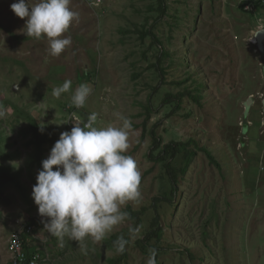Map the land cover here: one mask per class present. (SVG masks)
<instances>
[{
	"label": "rangeland",
	"instance_id": "obj_1",
	"mask_svg": "<svg viewBox=\"0 0 264 264\" xmlns=\"http://www.w3.org/2000/svg\"><path fill=\"white\" fill-rule=\"evenodd\" d=\"M243 1L166 0L167 16L156 21L158 0H71L79 20L63 35L72 43L53 57L46 37L23 31L27 17L10 7L17 0H0V264H8V226L16 218L47 219L33 185L60 134L74 126L73 112L85 121L97 113V126L114 123L117 112L130 118L126 154L141 172V199L122 210L145 213L140 224L127 219L100 242L89 238L87 255L78 242L65 237L60 246L37 225L51 260L43 264H109L120 257L107 246L113 234L129 237L117 264H146L138 240L154 218L163 229L157 264H264V42H250L264 6L246 12ZM144 25L162 41L163 60ZM68 79L73 91L82 83L92 88L84 107H69L71 91L52 94ZM155 136L195 152L189 163L184 153L173 161L174 196L164 162L154 159ZM167 188L165 203L155 206Z\"/></svg>",
	"mask_w": 264,
	"mask_h": 264
},
{
	"label": "clouds",
	"instance_id": "obj_2",
	"mask_svg": "<svg viewBox=\"0 0 264 264\" xmlns=\"http://www.w3.org/2000/svg\"><path fill=\"white\" fill-rule=\"evenodd\" d=\"M70 4L71 0H17L10 7L18 17H27L23 29L27 37H46L49 55L57 57L72 43L71 36L63 34L79 20L80 14ZM262 31L264 23L253 30L251 38ZM70 91L69 107L79 109L86 104L92 88L82 83L73 91L68 79L52 94L60 98ZM5 115L6 110L0 105V118ZM114 116V123L97 126V113H90L85 121L73 112L74 126L60 134L42 161L33 185L32 197L38 213L47 218L42 220L44 230L58 238L60 246L65 237L78 242L84 255L89 252V238L92 243L104 240L114 227L129 218L122 207L141 199V172L135 159L126 154L133 134L132 122L122 113ZM40 130L43 132V125ZM113 243L116 252L123 254L129 240L121 235ZM156 255V249H150L146 264H157Z\"/></svg>",
	"mask_w": 264,
	"mask_h": 264
},
{
	"label": "trees",
	"instance_id": "obj_3",
	"mask_svg": "<svg viewBox=\"0 0 264 264\" xmlns=\"http://www.w3.org/2000/svg\"><path fill=\"white\" fill-rule=\"evenodd\" d=\"M250 5L253 9H246V6ZM264 6V0H245L240 4V7L243 11L246 12H254V11H259L262 7ZM155 11L158 13V15H156V21H158L159 19L167 16V4H166V0H158V5L155 9ZM144 29L142 30L144 32V38L148 37L149 35H151L155 41H157V44H160L158 53H159V59L163 60L165 58V55L168 54L163 50L162 47V41L160 40V38L157 37V35L155 34L154 31H152V28H149L147 26H143ZM155 66H157L158 68H160L159 64H155ZM162 71H165V67L161 68ZM94 72H96V70H94ZM81 77V75H80ZM181 96H183V94H181ZM171 102V101H170ZM168 102V103H170ZM180 106L178 105L177 108H179ZM33 128L35 130H38L39 126L37 124V122H34L32 124ZM153 135H155L154 132H152ZM190 143V142H189ZM153 148L155 150H159L158 155H154V159L157 162H164L165 168H166V172L169 175V180H170V191H172V196H174V192L176 193L177 191V176H176V169L174 167V163L173 161L181 154L184 153V157L186 158V160L189 162L192 161L193 155L195 154L194 151L188 149V145L181 143V142H170L167 143L165 145L162 144V140L160 138H157L156 136L154 137V143H153ZM211 156L210 153H208ZM152 155V154H151ZM183 172H185V169H182ZM169 190V188H167L166 190L163 191V193L161 194L160 197H155L154 201H155V206L157 205L158 202L163 201V203H165L166 200L163 199L162 195H165V192ZM126 212L129 213V218L128 220L130 221H135L136 223L140 224V220H142V215H144L145 213V208L141 211V212H136L132 207H127L125 209ZM26 222L30 225H34V226H43L44 224L42 223V221H40V219H35V218H30L28 220H26ZM151 228H149L146 232L145 235L140 238L139 241V246L142 248V251L145 253H149V250L154 248L157 250H160L162 247V237H163V229L160 225V220H158V218H154L151 221ZM121 235L118 234H113L109 237L108 241H107V246L111 249H115V245H114V241ZM126 239L129 240V237H127V235L125 236ZM30 241L31 239H26L25 240V248L28 250V248L30 247ZM123 256H127V252L125 250V252L123 254H120V257L118 258H110L109 259V264H117L120 259H122Z\"/></svg>",
	"mask_w": 264,
	"mask_h": 264
},
{
	"label": "built area",
	"instance_id": "obj_4",
	"mask_svg": "<svg viewBox=\"0 0 264 264\" xmlns=\"http://www.w3.org/2000/svg\"><path fill=\"white\" fill-rule=\"evenodd\" d=\"M246 9H253L250 5ZM252 44H258L257 40L252 39ZM264 65V61L261 63ZM244 126V125H243ZM35 239V243L30 246L33 251L25 248L26 239ZM41 243L38 236H36V227L28 224L23 219H18L15 222V229L8 241V251L10 254L11 264H43L44 262L51 261L49 256L41 250Z\"/></svg>",
	"mask_w": 264,
	"mask_h": 264
},
{
	"label": "water",
	"instance_id": "obj_5",
	"mask_svg": "<svg viewBox=\"0 0 264 264\" xmlns=\"http://www.w3.org/2000/svg\"><path fill=\"white\" fill-rule=\"evenodd\" d=\"M257 38L259 40V44L260 43H263V40H264V31L260 32L258 35H257ZM251 103H253V99L252 98H249L248 99V102H246V107L249 108ZM263 105H264V99H263Z\"/></svg>",
	"mask_w": 264,
	"mask_h": 264
},
{
	"label": "crops",
	"instance_id": "obj_6",
	"mask_svg": "<svg viewBox=\"0 0 264 264\" xmlns=\"http://www.w3.org/2000/svg\"><path fill=\"white\" fill-rule=\"evenodd\" d=\"M16 220H18V219L16 218ZM16 220L8 226V230H9L10 234H12V231L15 229V222H16ZM7 263L8 264H11L10 263V254H9V259L7 260Z\"/></svg>",
	"mask_w": 264,
	"mask_h": 264
}]
</instances>
